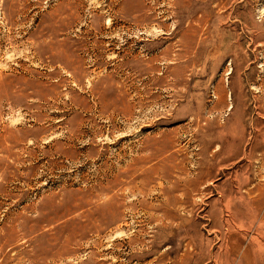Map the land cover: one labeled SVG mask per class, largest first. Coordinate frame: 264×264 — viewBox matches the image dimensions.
Returning a JSON list of instances; mask_svg holds the SVG:
<instances>
[{"label": "rangeland", "instance_id": "374dc122", "mask_svg": "<svg viewBox=\"0 0 264 264\" xmlns=\"http://www.w3.org/2000/svg\"><path fill=\"white\" fill-rule=\"evenodd\" d=\"M0 264H264V0H0Z\"/></svg>", "mask_w": 264, "mask_h": 264}]
</instances>
